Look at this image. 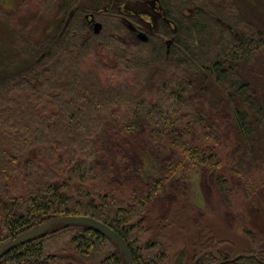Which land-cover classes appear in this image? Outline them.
<instances>
[{"label":"trees","instance_id":"16d2710c","mask_svg":"<svg viewBox=\"0 0 264 264\" xmlns=\"http://www.w3.org/2000/svg\"><path fill=\"white\" fill-rule=\"evenodd\" d=\"M194 1L158 0L169 22L161 21L134 53L114 38L124 69L118 75L135 73L132 81L108 85L102 70H86L87 58L112 42L111 32L126 27L104 19L95 34L80 8L71 15L69 0L53 34L0 63V247L56 218L88 216L126 240L135 264H162L163 252L148 253L156 244L143 248L131 237L144 224L139 210L160 204L174 213L179 183L190 172L231 201L223 162L194 143L200 129L223 145L221 134L231 128L253 151L264 143V98L257 89L264 81L254 76L264 27L243 10H209ZM258 15L264 20V10ZM239 163L237 174L245 170V161ZM65 228L13 249L0 264H49L57 256L46 255L55 248L92 260L99 244L113 248L89 226ZM253 255L264 262V245ZM227 259L206 254L196 264ZM102 262L122 264V258L114 251Z\"/></svg>","mask_w":264,"mask_h":264},{"label":"rangeland","instance_id":"374dc122","mask_svg":"<svg viewBox=\"0 0 264 264\" xmlns=\"http://www.w3.org/2000/svg\"><path fill=\"white\" fill-rule=\"evenodd\" d=\"M69 1L74 4L70 12L80 8L81 14L86 17L84 21L88 30L95 34L104 27V19L113 18L115 24L120 20L126 27V30L124 28L120 32H111L112 42H108L105 49L100 47L97 55L87 58L84 66L86 70L97 72L102 70L103 81H107L105 83L108 85L115 86L124 80H134L135 73L131 76L118 75L124 69L116 60L114 50L118 46L117 41L122 44V50L129 48L134 53L135 46L147 42L151 36L158 33L157 19L152 20V16L145 15L153 13L151 2ZM63 2L64 0H0V63L26 50L28 44L33 45L37 40L53 34L65 19L61 5ZM194 6H203L209 10L217 6L233 7L237 11L240 9L248 14L249 18L260 23L262 28L264 27L262 15H258L260 10H264V5L259 0H196ZM101 8H104L102 11L105 15L97 20L96 13ZM142 12L145 13L142 17L152 21L154 27L144 24L140 17ZM165 39L168 41V36ZM263 54L264 51L259 55L254 74L260 81H264ZM257 89L264 98V89ZM213 95L219 99V96ZM197 138L195 145L209 147V150L215 152L223 162L226 169L225 177L229 181V186L225 187L229 189L231 201L227 202L214 184L209 182L202 184L199 177L190 172L189 181L179 183L181 193L179 205L174 213H168L160 204L152 208L150 205V208L144 211L139 210L137 216H141L139 220L144 219V224L142 228H135L131 237L143 248L146 243L156 244L157 248L148 253L163 252L168 261L166 259L162 264H196L206 254H214L216 257L222 254L234 259L240 255H253L264 245V143L257 144L253 151L252 146L238 137L234 128L229 130L228 136L221 134L223 145L213 141V137L206 139V133L200 129ZM209 150L206 151L207 155L211 154ZM242 160L245 161V170L237 174V165H240L239 162ZM118 197L120 198L119 195ZM137 216L133 219L136 220L135 223L139 221ZM66 226L71 225L55 224L41 237L64 233ZM109 241L113 248L109 247L111 245L108 243H104L102 247L99 244L97 248L99 247L101 253L100 255H97V251L91 253L92 260L75 255L72 249L60 253L59 248L51 249L52 252L47 253L46 257L57 256L49 264H100L110 253L117 251L122 258V264H128L120 248L113 241Z\"/></svg>","mask_w":264,"mask_h":264},{"label":"water","instance_id":"95a60500","mask_svg":"<svg viewBox=\"0 0 264 264\" xmlns=\"http://www.w3.org/2000/svg\"><path fill=\"white\" fill-rule=\"evenodd\" d=\"M55 224H66V225H85L89 226L95 231L103 234L109 240L113 241L121 250L122 254L126 258L128 264H135L134 257L131 249L129 248L126 240L115 230L110 228L103 222L88 216H68L59 217L45 223L42 226L33 228L14 240H9L2 247H0V259L8 254L13 249L29 243L34 239L41 237L48 229H50ZM253 258L258 260L255 255H240L234 259L223 260L216 264H240L245 263L246 260ZM259 264H264V262L258 260Z\"/></svg>","mask_w":264,"mask_h":264},{"label":"flooded vegetation","instance_id":"af4514ba","mask_svg":"<svg viewBox=\"0 0 264 264\" xmlns=\"http://www.w3.org/2000/svg\"><path fill=\"white\" fill-rule=\"evenodd\" d=\"M152 4V9H153V13H148V14H145L144 12H142L140 14V17H142V15H146V16H152V20L155 18L157 19V23H159V26H160V23L161 21H167L166 18H165V15H164V10L162 8V6L160 5V3H158V0H149ZM73 12H71V15H72ZM100 14V11L98 10L96 14ZM131 16H133V14H130ZM85 16V15H84ZM135 16V14H134ZM86 17H84L85 19ZM143 21H144V24H149L151 27H154V24L153 22L149 21L148 19L142 17ZM169 22V21H167Z\"/></svg>","mask_w":264,"mask_h":264}]
</instances>
